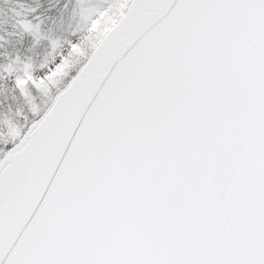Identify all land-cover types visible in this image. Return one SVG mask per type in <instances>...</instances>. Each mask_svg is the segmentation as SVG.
<instances>
[{
	"label": "snow or ice",
	"instance_id": "obj_1",
	"mask_svg": "<svg viewBox=\"0 0 264 264\" xmlns=\"http://www.w3.org/2000/svg\"><path fill=\"white\" fill-rule=\"evenodd\" d=\"M12 13L0 264H264V0Z\"/></svg>",
	"mask_w": 264,
	"mask_h": 264
},
{
	"label": "trees",
	"instance_id": "obj_2",
	"mask_svg": "<svg viewBox=\"0 0 264 264\" xmlns=\"http://www.w3.org/2000/svg\"><path fill=\"white\" fill-rule=\"evenodd\" d=\"M45 7H48V0H41ZM54 2V0H53ZM18 3H22L26 6H35V0H9V3H4V0H0V17L7 20L12 16V9L16 8ZM19 10V9H17ZM53 15H55V10H53Z\"/></svg>",
	"mask_w": 264,
	"mask_h": 264
},
{
	"label": "clouds",
	"instance_id": "obj_3",
	"mask_svg": "<svg viewBox=\"0 0 264 264\" xmlns=\"http://www.w3.org/2000/svg\"><path fill=\"white\" fill-rule=\"evenodd\" d=\"M38 2V0H35V3H37Z\"/></svg>",
	"mask_w": 264,
	"mask_h": 264
}]
</instances>
